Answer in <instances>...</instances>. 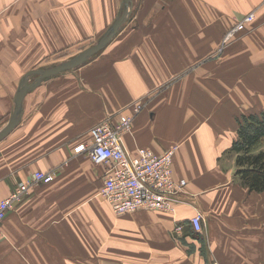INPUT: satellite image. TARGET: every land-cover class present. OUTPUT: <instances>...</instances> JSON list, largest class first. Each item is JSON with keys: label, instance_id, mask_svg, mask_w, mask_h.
I'll use <instances>...</instances> for the list:
<instances>
[{"label": "crops", "instance_id": "crops-1", "mask_svg": "<svg viewBox=\"0 0 264 264\" xmlns=\"http://www.w3.org/2000/svg\"><path fill=\"white\" fill-rule=\"evenodd\" d=\"M80 1L81 6L114 8L113 19L123 4ZM235 1L229 3V21H216L220 38L225 23L239 20L238 5L250 10L262 0ZM75 2L0 0L3 127L22 80L30 71L43 70L61 41L70 45L76 38V16L60 10L76 7ZM163 2L184 8L195 3L133 0V21H140L141 29L130 38L114 37L92 60L27 94L20 124L0 142V201L20 183L32 181L37 171L55 177L33 184L8 213L0 264H264V192H250L237 180L236 157L229 153L239 118L264 110V29L230 49L221 65L204 63L207 47H154V35L142 32L154 30V10ZM183 13L189 22L190 15ZM257 16L264 21V7ZM200 17L207 19L206 10ZM195 29L191 36L189 30L184 34L204 44L208 32ZM137 38L138 46H128ZM164 38L174 40V35ZM193 61H199V69L154 94V87L188 71ZM144 97L145 108L123 135L124 145L131 153L147 148L163 154L176 147L174 177L187 186L175 213L140 210L116 216L101 196L107 167L75 148L87 143L91 128L106 118L131 115V104ZM197 211L204 214L202 233L190 223Z\"/></svg>", "mask_w": 264, "mask_h": 264}, {"label": "rangeland", "instance_id": "rangeland-1", "mask_svg": "<svg viewBox=\"0 0 264 264\" xmlns=\"http://www.w3.org/2000/svg\"><path fill=\"white\" fill-rule=\"evenodd\" d=\"M124 1L125 0H123V4L120 10L118 11L117 16H115L114 19L111 16V14L114 12V8L112 9L107 8V7H92L91 8L90 6L88 7L81 6L80 0H74L76 7L62 6L60 9L61 15L70 14V15L76 16V20H77L76 38L71 40L70 45H68V43L64 41L63 42L61 41V48L58 54L53 55L54 57L51 54L49 56L50 63L46 62L40 69L44 70V69L57 66L75 57L76 55L87 50L88 48L96 45L101 40V38L108 33V31L112 28L113 24L117 20L118 16L124 11V8H125ZM193 1H195V3H193V6L191 7L188 6L186 8H184L183 5L177 6L174 4H169L167 5L168 7H166V2H163L161 6H159L158 11L156 9L157 12L154 10V30H151L152 29L151 27H147L146 30L142 29V32H144L145 34L154 35V47L166 46V45H172V46H178V47H181V46L192 47L196 45H199V47L205 46L207 47L209 52H207V55L205 57L207 58V61H204V63L209 62L214 65L216 64L221 65L226 60V58H228V56L230 55V52H229L230 49L238 48V45L242 44L243 40L246 37L255 35L259 30L264 29V21H261L260 20L261 18H258L257 16L259 10L264 7V0L255 4V8H252L250 10H246L247 8H244L241 5H238L237 8L239 9L240 18L239 20H234V22H229L228 24L227 23L224 24V26L226 25L227 27L225 28L223 32L224 34L222 38L215 35V33H218L217 30L215 31V26H219V24L216 23V21L219 19H225V18H228V21H229L230 10L233 8L231 5H229V3L230 2L235 3L236 1L235 0L234 1L232 0H219V1L204 0L207 2V6L202 5L200 3V0H193ZM220 3H223V4H220ZM66 7H70V8H66ZM183 9H185V14H187L188 16L190 15L189 17H191V20L187 17L189 22H184ZM205 10L207 14V19L200 17L201 12ZM129 11H130V15L128 19L126 20L122 30L120 31L122 33L119 34L120 33L119 32L118 33L119 35L118 34L116 35L117 38L123 35H126V34L129 36L128 38H130L135 28L141 29V25H140L141 22L140 21L137 22V20L133 21V17H134L133 14H136V7L134 6V4L132 8L131 7L129 8ZM242 11H249V12L245 14L243 13L244 15L241 16L240 12ZM105 19H107L108 22L105 23L104 22ZM241 22H242V26L240 27L239 25L241 24ZM193 29H195L196 31L206 30L208 32V37L204 40V44L201 43L200 45V41H203V40H200L198 37H188L184 34V32H188L189 30L190 36L193 35L194 33ZM168 34L174 35V40L169 41L168 39L164 38ZM183 34L186 36L185 39H183ZM140 40H139V43H140ZM108 45L110 46L111 43H109ZM138 45H139L138 38L129 41V44H128V46H138ZM102 51L103 49L100 52ZM99 53L91 57L88 61L92 60ZM198 62L199 61L192 64L190 68L188 69V71L183 72L181 74L179 73V74L173 75L171 78L167 80L168 81L167 83L161 86L162 88L154 87V94L158 93L161 90H165L167 85L178 82L180 79H183L189 76L190 74H193L195 72V69L197 68L199 69V67H197L198 65L196 66ZM71 71H67L63 73L66 74ZM246 73L247 71L243 72L241 75L245 76ZM37 78H38V75L30 76L29 84L36 83ZM47 80L48 79L43 80L42 83L46 82ZM22 84H23V80L20 85L22 86ZM151 95L152 94L146 96V98L150 97ZM137 102L142 103V108L139 111H135V104ZM145 105H146L145 97L140 100L138 99L137 101L133 102L130 106L131 111H132L131 115L120 117L118 120H115L114 118H112V120L114 123L115 122L119 123L123 118L131 117L132 127H133L134 117L137 116L145 108ZM258 106H261V105L256 104V108H258ZM255 112H254L255 114L262 113L260 110L258 112L257 111ZM250 114L251 112L246 113V115H250ZM5 123H6V120H3V119L0 120V129L3 127L2 125H4ZM173 148H176V147H173ZM259 149H264V140L259 146H257V150Z\"/></svg>", "mask_w": 264, "mask_h": 264}, {"label": "built area", "instance_id": "built-area-1", "mask_svg": "<svg viewBox=\"0 0 264 264\" xmlns=\"http://www.w3.org/2000/svg\"><path fill=\"white\" fill-rule=\"evenodd\" d=\"M239 26H242V22ZM141 108L142 103L137 102L135 111ZM112 118L110 116L91 128L89 141L75 148L76 153L86 152L95 164L107 167L101 196L116 215L140 210L175 213L177 204L183 203L181 196L187 186L186 180L177 181L174 177L176 148L163 154L147 148L131 153L124 145L123 135L131 131L132 118H123L119 123H114ZM54 174L37 171L32 181L20 183L0 201V240L3 238L2 225L8 213L30 193L33 184L50 183L54 180ZM190 223L196 232H204L203 213L197 211Z\"/></svg>", "mask_w": 264, "mask_h": 264}, {"label": "trees", "instance_id": "trees-1", "mask_svg": "<svg viewBox=\"0 0 264 264\" xmlns=\"http://www.w3.org/2000/svg\"><path fill=\"white\" fill-rule=\"evenodd\" d=\"M264 111L243 115L239 119L237 139L229 153L236 157V178L250 192H264Z\"/></svg>", "mask_w": 264, "mask_h": 264}, {"label": "water", "instance_id": "water-1", "mask_svg": "<svg viewBox=\"0 0 264 264\" xmlns=\"http://www.w3.org/2000/svg\"><path fill=\"white\" fill-rule=\"evenodd\" d=\"M132 6L133 0L124 1V11L118 16L117 20L113 24L112 28L108 31V33L103 36L96 45L88 48L87 50L81 52L75 57L57 66L44 70L30 71L27 74V76L23 80L21 88L17 92L14 102V109L12 111L10 119L6 126L0 130V142L20 124L24 111L23 104L27 94L30 91L35 90L42 83L43 80L50 79L52 77L58 76L63 72L71 71L80 67L81 65L86 63L91 57H93L102 49H104L113 40V38L122 30L126 20L130 15L129 8H132ZM30 75H38L36 83L29 84L28 77Z\"/></svg>", "mask_w": 264, "mask_h": 264}]
</instances>
